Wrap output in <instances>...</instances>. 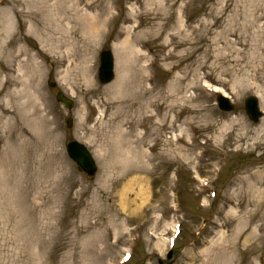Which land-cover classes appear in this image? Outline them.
Here are the masks:
<instances>
[{"label": "rangeland", "instance_id": "obj_1", "mask_svg": "<svg viewBox=\"0 0 264 264\" xmlns=\"http://www.w3.org/2000/svg\"><path fill=\"white\" fill-rule=\"evenodd\" d=\"M39 1L57 23L39 17L40 40L26 32L20 0H0V8L14 6L17 32L0 65L25 83L8 87L24 88L22 131L10 112L0 122V264H199L191 257L201 255L209 264H264V113L252 122L243 107L257 95L264 112V0ZM85 12L105 18L99 34L84 25ZM59 23L77 28L68 43L81 46L82 32L91 39L90 68L84 51L59 44ZM124 38L134 52L122 75L115 48ZM105 47L116 76L101 84ZM121 79L126 100L108 101ZM58 89L74 99L71 109L55 100ZM217 93L233 111L218 108ZM130 130L128 146L156 156L134 182V164L119 170L116 161L108 172L97 157ZM72 138L95 156L93 176L68 158ZM124 247L132 252L125 262Z\"/></svg>", "mask_w": 264, "mask_h": 264}, {"label": "bare ground", "instance_id": "obj_2", "mask_svg": "<svg viewBox=\"0 0 264 264\" xmlns=\"http://www.w3.org/2000/svg\"><path fill=\"white\" fill-rule=\"evenodd\" d=\"M21 3V8L17 9L18 11L21 10L22 12H26V19L24 21L26 25V32L35 35L39 40L41 39L38 36V29L40 24L39 23V17L47 19L49 21V24L52 25V27H57V23L54 22V19L49 18V14L47 12L46 6H40L41 2L39 0H20ZM13 13H14V6L8 5L0 8V60H4L8 57V55H11L13 53V50L11 49V42H14L15 37H16V28L14 26V21H13ZM61 13H63V10L61 9ZM71 18L74 17V14H69ZM83 23L86 26L88 31L93 32V36L96 34H99L102 30V27H104V22L105 18L99 22L98 15L93 14V13H88L85 12L83 13ZM59 26L62 29V32H60V38H62L61 42L59 44H68V46L74 49H79L84 51L86 53V58L83 60V65L86 68H90L89 61L91 57L92 51H90V46L93 44L91 42V39L89 38L88 40L85 39L84 32L83 38H82V44L81 46L78 45V41L73 37L72 41L68 43V39L71 37V35L77 31V28L74 25L71 26H66L63 23H59ZM77 26V25H76ZM101 26V28H99ZM85 29V28H84ZM101 29V30H100ZM86 36V35H85ZM92 36V37H93ZM91 37V38H92ZM130 43L127 40V38H124L123 40L119 41L116 44L115 48V53L117 55V61H118V67L120 72L123 75V68L122 66L125 63L126 57L130 54L133 53L134 50L133 48H130ZM19 51L24 50V47L22 45H17V48ZM68 54V53H67ZM89 58V59H88ZM8 60V59H7ZM82 65V64H81ZM10 66L8 68H3L0 65V76L3 71H6V78L1 79L0 82L2 85L0 86V122L1 120L5 118L6 114L8 112L11 113L12 118L16 121L18 130L21 132L22 128L21 125L19 124V116L22 113V108L21 104L17 103L19 100V94H21L24 91V88H13V89H8V87L16 82L21 83L22 85H25L24 81L21 79H17L15 76L11 75ZM22 69L21 66L18 67V70ZM32 69V75H35L37 72V69L35 68V65L31 67ZM83 70V69H82ZM83 74L85 72H82ZM122 77V76H121ZM120 77V78H121ZM122 79L120 82L114 83L112 86L108 87L107 91L108 93L112 94L108 101L110 99L116 100V103H122L124 100H126V96L122 94L123 87H122ZM12 108L10 110L9 108ZM2 120V121H3ZM155 132L159 133V127H155ZM132 134V130L128 131H122L120 134H116L114 136V140L110 141L107 145L103 144L100 148V150L97 153V157L99 161H102L104 166H107V170H109L112 167V163L116 162L117 164H120L119 170L120 169H128L126 166V163L128 164H134L135 166L130 167L132 168L131 171L133 172V175L127 177L128 180L127 182L139 177L136 172L143 170V165L150 160L156 158L155 155L151 156L149 155L145 150H133L130 148L129 142H130V136L129 134ZM133 135V134H132ZM134 135L136 136V146L141 148V146L144 144V135H139L135 131ZM0 141H4V137L0 134ZM165 141H169L166 139ZM7 142V141H6ZM124 147V148H123ZM129 147V149H127ZM109 156H113L114 160H112ZM106 176V174L104 173ZM134 182V180H133ZM101 185H104V182L101 180L100 181ZM127 204V199L125 196L122 197L121 199V206H125ZM174 225H172L173 227ZM191 260L199 261V264H209V259L206 256H192Z\"/></svg>", "mask_w": 264, "mask_h": 264}, {"label": "water", "instance_id": "obj_3", "mask_svg": "<svg viewBox=\"0 0 264 264\" xmlns=\"http://www.w3.org/2000/svg\"><path fill=\"white\" fill-rule=\"evenodd\" d=\"M100 77L103 80H108L111 77V58L107 52L103 54L102 65L100 68ZM218 99L222 108L229 109L232 107V105L228 102L225 97L219 96ZM246 109L253 119L258 116V112L256 111L255 106V100L253 98L247 99ZM70 149L77 160H79L86 168H88V170H92L93 167L91 161L88 155L82 150L80 146L75 143H72L70 144Z\"/></svg>", "mask_w": 264, "mask_h": 264}]
</instances>
